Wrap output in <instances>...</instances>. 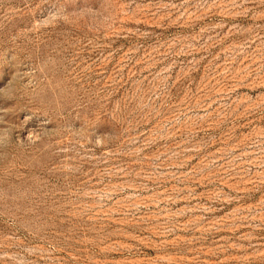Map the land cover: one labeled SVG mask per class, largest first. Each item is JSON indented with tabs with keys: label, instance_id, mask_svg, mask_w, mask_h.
I'll list each match as a JSON object with an SVG mask.
<instances>
[{
	"label": "rangeland",
	"instance_id": "374dc122",
	"mask_svg": "<svg viewBox=\"0 0 264 264\" xmlns=\"http://www.w3.org/2000/svg\"><path fill=\"white\" fill-rule=\"evenodd\" d=\"M0 264H264V0H0Z\"/></svg>",
	"mask_w": 264,
	"mask_h": 264
}]
</instances>
